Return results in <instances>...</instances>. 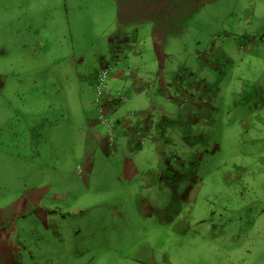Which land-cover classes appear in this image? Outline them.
I'll return each instance as SVG.
<instances>
[{
  "label": "rangeland",
  "instance_id": "1",
  "mask_svg": "<svg viewBox=\"0 0 264 264\" xmlns=\"http://www.w3.org/2000/svg\"><path fill=\"white\" fill-rule=\"evenodd\" d=\"M155 26L0 0V264H264V0Z\"/></svg>",
  "mask_w": 264,
  "mask_h": 264
},
{
  "label": "trees",
  "instance_id": "2",
  "mask_svg": "<svg viewBox=\"0 0 264 264\" xmlns=\"http://www.w3.org/2000/svg\"><path fill=\"white\" fill-rule=\"evenodd\" d=\"M211 0H118L119 16L127 21H153L165 40L181 32L184 21Z\"/></svg>",
  "mask_w": 264,
  "mask_h": 264
},
{
  "label": "built area",
  "instance_id": "3",
  "mask_svg": "<svg viewBox=\"0 0 264 264\" xmlns=\"http://www.w3.org/2000/svg\"><path fill=\"white\" fill-rule=\"evenodd\" d=\"M100 75V76H99ZM98 76V79H99V85H97V87H96V89H97V91L99 92L100 90H101V86H102V83H103V81H104V79H105V76H106V72H103V73H101V74H99Z\"/></svg>",
  "mask_w": 264,
  "mask_h": 264
},
{
  "label": "crops",
  "instance_id": "4",
  "mask_svg": "<svg viewBox=\"0 0 264 264\" xmlns=\"http://www.w3.org/2000/svg\"><path fill=\"white\" fill-rule=\"evenodd\" d=\"M150 130V129H149ZM160 135V133L158 132V133H156L154 136H159Z\"/></svg>",
  "mask_w": 264,
  "mask_h": 264
}]
</instances>
